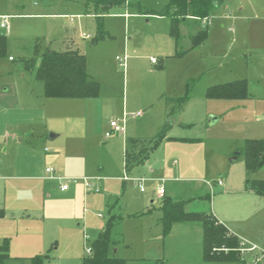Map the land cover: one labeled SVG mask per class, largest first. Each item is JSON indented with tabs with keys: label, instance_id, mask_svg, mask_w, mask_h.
<instances>
[{
	"label": "rangeland",
	"instance_id": "rangeland-1",
	"mask_svg": "<svg viewBox=\"0 0 264 264\" xmlns=\"http://www.w3.org/2000/svg\"><path fill=\"white\" fill-rule=\"evenodd\" d=\"M137 1L142 12L158 11L168 2ZM245 2L249 5L243 10L235 4L229 9L216 6L209 17L206 42L185 52L189 35L199 28L197 21L179 25L180 39L175 44L169 34V17L137 14L134 4L116 5L102 19L109 34L93 43L97 28L93 15H63L85 13L84 0H0V16L9 14L12 27L0 28L7 35L6 55L0 58V91L8 88L7 104L14 100L18 85L12 79L18 75L20 59L33 55L35 38L41 41L42 50L46 43L59 49L66 28L76 38L79 29L92 34L78 42L87 59V72L100 83L96 98H56L47 103L41 96L44 102H35L41 82L25 72L34 109L32 117H25L32 121L17 118V124L28 126L29 134L22 144L0 140V244L7 240L9 254L3 264H27V257L49 248L45 264H80L112 215L121 217L111 228L112 252L126 259V264H264V226L256 229L258 246L244 250L242 261L204 262L201 233L196 230L181 252L180 230L162 234L155 182L137 181L151 174L159 176L165 180L166 194L189 198L210 193L206 182L215 188V180L226 170L235 179L242 175V155L236 154L232 161L234 153L245 139L264 138V0ZM18 13L33 15L18 17ZM41 13L54 15H37ZM125 13L129 14L125 17ZM8 55L15 61L9 62ZM124 56L122 66L117 57ZM162 63L164 67L158 69ZM242 78L247 80L245 98H208L205 94L208 86ZM161 94L187 95L167 133L174 138L163 140L144 164L125 176L123 136L149 137L157 131H150L149 123L167 122ZM136 112L141 116H130ZM124 116V134L106 137L109 122ZM209 116L215 119L212 125ZM23 155L31 157L32 169H12L13 158L19 162ZM46 167L54 169L55 178L46 177ZM94 176H98L99 192L93 190L91 178L86 185V179ZM255 178L264 179V167ZM61 183H68L66 190L59 189ZM210 206L198 197L185 208L211 211ZM257 223L264 225L260 218ZM246 244L244 248L252 245Z\"/></svg>",
	"mask_w": 264,
	"mask_h": 264
},
{
	"label": "trees",
	"instance_id": "trees-1",
	"mask_svg": "<svg viewBox=\"0 0 264 264\" xmlns=\"http://www.w3.org/2000/svg\"><path fill=\"white\" fill-rule=\"evenodd\" d=\"M219 0H168L160 10L143 12L145 14L168 16L170 18L169 34L175 43L179 39V25L189 20L209 18ZM136 5L139 13V2L131 0H85L87 8L93 7L97 14L96 34L92 39L96 42L108 33L103 29L102 16L110 8L123 4ZM209 22L203 25L190 38V48H194L207 39ZM7 38L0 33V57L5 53ZM39 43L36 41L33 55L23 59L24 67L31 70L43 86V94L49 98H93L100 92V83L92 77L86 69V57L78 50H44L40 55ZM181 54V53H179ZM156 61V60H155ZM163 68L164 64H158ZM208 98H245L247 97V83L239 79L227 83L208 86ZM164 98L166 117L178 113L187 95L172 97L161 95ZM168 124H164L151 137L128 138L124 149V172L129 174L136 166L142 164L163 140L174 137L167 136ZM176 139V138H175ZM242 155L245 180L244 186L257 195L264 196V179L254 178L252 175L264 167V138L245 139L240 149ZM210 200V195L201 197ZM191 199H172L164 194L160 200L162 215V234H167L176 222H198L202 227V252L204 262H233L242 261L241 240L224 224L220 223L211 211H188L185 205ZM2 212L0 211V216ZM121 217L109 216L102 230L96 235L89 246V252L80 259V264H126V259L116 256L113 250V241L110 233L112 226ZM8 244L4 239L0 245V264L8 258ZM49 248L43 254H37L27 259V264H45L50 257Z\"/></svg>",
	"mask_w": 264,
	"mask_h": 264
},
{
	"label": "crops",
	"instance_id": "crops-1",
	"mask_svg": "<svg viewBox=\"0 0 264 264\" xmlns=\"http://www.w3.org/2000/svg\"><path fill=\"white\" fill-rule=\"evenodd\" d=\"M245 1H247V0H245ZM245 1H242V0H219L216 3L215 7L216 6H220L222 4L225 9H229V6H232V5L235 4L237 6L240 5L239 10H243L245 8V5H249V2H245ZM32 3L37 7L38 4L35 1L32 2ZM125 5L128 6L129 4L127 3ZM84 6H85V13H75V14L74 13H69V14H63V15L64 16L65 15H69V16L76 15L78 17V16H80L82 14H87V15H93L95 17V20H96V17H97V14L95 13L96 11H94V10L91 11V9L87 8V6L85 4V0H84ZM39 8L43 9L45 7H40L39 6ZM43 10H45V9H43ZM128 14L129 13H125V17ZM137 14L145 15V13H143V12L137 13ZM17 15H18V17H20L22 15L26 16V15H33V14H30V13L19 14L18 13ZM37 15L46 17L47 15H54V14L41 13V14H37ZM104 15L105 14H103L102 19H103ZM3 16H8L7 20H8L9 27L6 30H11L12 27H10L11 25H10V22H9L10 15L9 14H2L0 16V22L2 21V17ZM155 16H158V15H155ZM161 17H168V16H161ZM194 21H197L199 23V28H198V30H199L203 26L201 21H200V19H196ZM183 23H185V22H183ZM77 24H79V22ZM96 26H97V21H96ZM0 28L1 29H5V28H2V27H0ZM79 28H80V26H79ZM228 29H230V28H228ZM76 31L77 30L75 29V33H76ZM78 31L79 32H78L77 38H76V36L74 37L72 35L71 29L66 28L65 29L66 34H64L60 38L62 44H61V47L59 49L51 48L50 47V43H46L45 46H43V50H42L41 43H40L41 41L39 42V38L37 37V38H35V40L33 42V52H34L35 43L37 41L39 43L38 51L41 52V53L44 50L49 49V50H57V51L78 50L80 53L84 54L83 50H81V46H80L78 41L89 39V38L92 37V34L91 33H87L84 30H80V29ZM0 33L1 34H5L2 31H0ZM95 34H96V32H95ZM190 36H191V34L189 35V37ZM207 36H208V34H207ZM6 38H7V35H6ZM93 38L94 37H92L91 39H93ZM179 39H180V37H179ZM179 39L177 40V43H178ZM49 42L52 43L51 39H49ZM93 43H95V42H93ZM177 43H175V44H177ZM198 46H196V47H198ZM6 48H7V45H6ZM191 49H193V48H190V46H189L188 49L185 52L190 51ZM6 51H7V49L5 50V53L1 57H4L6 55ZM84 56H85V54H84ZM9 58H11V59H9ZM27 58H29V57H27ZM117 58H119L120 61L122 59V63L121 64H122V66H124V64H125V56L122 57V58H120V57H117ZM23 59H25V58L22 57L20 59V61L22 63V65L20 66V69L19 68L16 69L17 72H18L17 77H13L14 79H12L13 84L14 85L15 84L18 85V86L14 87V100H13V102H10L9 104H7V101L5 100L6 98H5L4 95L6 94L5 91L8 90L7 87H5L2 91H0V140H4L5 142H8V141L12 142L13 145H15L17 143H21L22 144L23 142H25L24 136L29 134L28 131L30 129L26 125L24 127L19 126L17 124V120H18L17 118L23 119V117H24V121H32L31 120L32 118L26 119L25 117H32L31 114H32V110L34 109L33 108V100L34 99L32 97V88H31V86L27 87V85L24 82L25 77H26V73L25 72L29 71V72L33 73V71L27 70L24 67ZM152 59L154 60V58H151V62L152 63H157V61H155V60L152 61ZM7 60L9 62H13V61H15V58H13L12 56L8 55L7 56ZM86 69H87V59H86ZM158 69H162V68H158ZM242 79H245V78H242ZM236 80H239V79H236ZM38 81H40V80H38ZM39 95H40V97H39ZM27 96L29 98H27ZM41 96L43 98H45V100H46L45 102H47V103L48 102H53V101H49L50 99H56V98H49V97H45L44 96L42 83H41V93H38V96H37L35 102H37L39 100L44 102L42 99H40V98H42ZM22 98H23V100H21ZM93 98H96V97H93ZM69 99H71V98H69ZM77 99H84V98H77ZM22 102H23V104H22ZM164 108H165V105H164ZM182 109H183V107H182ZM176 114L172 115L171 117H166V113L164 111V117L163 118H167V122H165V123L168 124L169 127L173 124V122H172L173 121V117ZM16 115H17V117H16ZM139 116H141V115H139ZM136 117H138V116H136ZM149 122L150 121H144V123H149ZM214 122H215V119L212 116H209L208 124L212 125ZM165 123H162V124L161 123L157 124V122L156 123H149L147 128L150 131H156L157 130L156 131V133H157L159 131V129ZM142 125H143V123L141 125H139V129H141ZM123 126H124V129H123L122 132H114L110 136H112L115 133H119V134L123 135L124 132H125V121H124ZM110 130H111V128H110V125H109V131ZM106 132L107 131H105V133ZM135 133H138V132H135ZM155 134H153V135H155ZM110 136H106V137H110ZM167 136L173 137L172 135H168V134H167ZM142 137H144V136H135V135H133V136H125V137L123 136V156H124V149H125V146H126L127 139L128 138H142ZM149 137H151V136H149ZM240 149H241V147H240ZM238 153H240V151L237 152V153H234L235 158H232L231 159L232 161L237 158L236 154H238ZM149 157H150V154H149ZM146 160L142 164H144L146 162ZM17 162L18 161H17L16 157H14L13 160H12V163H11V168L12 169H20V171H27V170H31L32 169V159H31V157L29 155L21 156L18 164H17ZM46 168H45V172L47 174L46 177L55 178V176L53 175L54 169L51 172H47ZM123 168H124V157H123ZM243 168H244V163H243ZM101 169L102 168H99L98 170L101 171ZM149 171L151 173H155V169L152 168V167H149ZM255 174L256 173H254L252 175L254 178H255ZM126 175L127 174H125V176ZM90 178H91L92 181H94L93 190H94V187H97L98 191H95V190L94 191L95 192H99L100 189H99V186H98V176L89 177L88 178V182L89 183L91 182ZM141 178L143 180L147 178V179H150L153 182H155L156 189L158 188L159 185H162L163 186V194L165 196H169L172 199H192V198H198V197L201 198V197L204 196V195H200L198 197L197 196H192V197H189V198H177L175 196L169 195V192H167L168 194H166L165 185H164L165 180L162 177L153 176L151 174L148 177H141ZM56 179L61 180V181L63 180L62 178H59V177H57ZM218 179L222 180L221 184L217 183ZM244 180H245V170L243 169V173H242V175H240V178H238V179H235L234 176L231 177V175L229 173V170H226L225 174H220L217 177V179L215 180V183H216L215 184V188H214V185H212L210 182H208V183L206 182V184L208 185V188L210 189V193H207V194L210 195V200L208 202L211 204V206H210L211 208L210 209H211L212 214L217 218V220L220 223L224 224L233 234H235L236 236H238L240 238L241 243H243L242 246L247 247L246 243H250V244L252 243V245L249 246V247H252V246L256 247V245L258 246V243L260 242V238L258 236L257 237L255 236L256 229L259 230V228L261 229V227L264 226L262 224H258L257 223V219L258 218H260L262 221H264V196H260V195H257L255 193L249 191V190H246L245 186H244ZM122 183H124L123 185L125 186V180L124 179L122 180ZM62 184L63 183H61L60 186ZM67 185H68V183H67ZM60 186H59V189L61 191H63L60 188ZM158 196L160 197V200H161V196L162 195L158 194ZM201 199H203V198H201ZM160 200H159V207H160ZM151 202H153V200H151ZM219 202L221 203L220 206H219ZM186 205H185V207H186ZM0 211L2 212V210H0ZM188 211H190V210H188ZM159 222H160V218H159ZM175 229L180 230L181 234L183 235L181 237L182 240L180 239L181 240L180 241L181 248L179 246V249L181 250V252H184L186 250V248H185L186 247V243L189 242L190 239H191L190 233H191L192 230H196L197 232L200 231V233H201V246H202V227H201L200 223H198V222H176V223H174L172 225L171 230L167 233L168 236L172 232H174ZM167 234H165V235H167ZM165 235H163V236H165ZM3 240L4 239H2V242H3ZM248 251H252V250H248ZM8 257H9V254H8ZM28 258L29 257H27L26 259H28Z\"/></svg>",
	"mask_w": 264,
	"mask_h": 264
},
{
	"label": "built area",
	"instance_id": "built-area-1",
	"mask_svg": "<svg viewBox=\"0 0 264 264\" xmlns=\"http://www.w3.org/2000/svg\"><path fill=\"white\" fill-rule=\"evenodd\" d=\"M200 21H201L202 25H205V24H207V23L209 22V18H202V19H200ZM0 27L5 28V29H8L9 24H8L7 16H3V17H2V21L0 22ZM9 59H11V58H9ZM152 61H154V60L152 59ZM139 115H141V112H136V113H131V114H130V116H132V117H136V116H139ZM124 121H125V116H124L121 120H111L110 123H109L111 130H110V131H107V132L105 133V135H106V136H110V135H111L112 133H114V132H122L123 129H124V126H123ZM46 171H47V172H51V171H53V169H52L51 167H47V168H46ZM86 180H87L86 185L89 186L90 183L88 182V178H87ZM142 180H143L142 178H141V179H137V181H138L139 183H140V181H142ZM217 183H218V184H221V183H222V180H221V179H218ZM67 186H68L67 183H63V184L60 186V188H61L62 190H65V189H67ZM141 189H142V188H141ZM94 190H95V191H98V188H97V187H94ZM157 192H158L160 195H163V186H162V185H159V186H158V188H157ZM241 245H243V243H241ZM253 249H255V246H252V247H249V248H244V247L242 246V247H241V252L243 253L244 250H245V251H248V250H253ZM87 252H89V248H88ZM259 261H260V259H259V257H257V258H256V262H259Z\"/></svg>",
	"mask_w": 264,
	"mask_h": 264
}]
</instances>
